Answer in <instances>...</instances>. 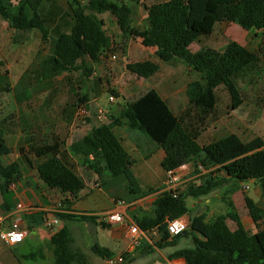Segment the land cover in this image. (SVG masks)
Returning <instances> with one entry per match:
<instances>
[{"label":"trees","instance_id":"obj_1","mask_svg":"<svg viewBox=\"0 0 264 264\" xmlns=\"http://www.w3.org/2000/svg\"><path fill=\"white\" fill-rule=\"evenodd\" d=\"M47 2H50L48 8ZM72 7L71 4L72 12H63L53 0H0V18L12 29L17 32L38 30L44 41L51 39L50 53L38 64L35 72L43 80L65 72H92L91 65L108 51L105 23L95 16V13L106 12L116 17L124 36L140 38L144 47L155 48L151 58L128 63V72L148 79L159 72L162 64L182 59L201 79L188 83V104L178 116L157 90L150 89L124 107L118 117L112 116L109 123L99 125L73 142L70 151L98 176L103 188H118L117 180L126 181L124 187L133 194L131 199H137L146 193L142 192L132 172V158L114 128L125 124L132 130L145 133L165 151L162 167L166 172L190 163L199 171H208L200 183H190L186 192L177 191L176 197L174 191H164L153 202L151 215L135 218L142 230L157 229L159 241L156 246L162 248L182 237L193 236V247L179 250L171 258L181 257L186 264H264V228L249 233L235 212L219 215L212 221H207L203 214L191 216L188 229L174 237L167 228L169 221L189 213L187 197L201 198L223 186L226 179L218 177V173L236 182L254 180L264 196L263 138L256 136L246 141L240 135L230 133L201 142L218 105L217 90L223 87L231 99V108L239 109L244 103L239 80L258 62L259 54L236 41H230L218 57L190 50L202 35L212 34L217 23H234L247 31L264 30V0H164L145 7L147 26L142 30L132 26L133 8L122 0H87V4L78 9ZM85 11L92 13L84 14ZM49 25H53L52 38ZM95 82L98 84L100 80ZM102 91L96 88L95 97ZM89 101L87 94L79 98L81 105ZM59 149L58 143H46L31 145L28 153L24 148L20 152L30 165L28 154L44 160L37 173L48 187L63 194H73L83 189L85 182L61 161ZM12 151L0 124V194L5 203L10 187L21 176L20 163L13 162L9 166L2 163V158ZM105 175L111 179L105 181ZM246 201L253 220L260 222L263 209L250 197ZM58 216L63 219L75 217L69 214ZM79 218L94 222L98 217ZM227 218L237 223L235 231L227 226ZM99 225L107 227L104 222ZM93 249L101 256L111 257L107 249L97 244ZM80 257L78 253L65 250L56 264H84Z\"/></svg>","mask_w":264,"mask_h":264},{"label":"rangeland","instance_id":"obj_2","mask_svg":"<svg viewBox=\"0 0 264 264\" xmlns=\"http://www.w3.org/2000/svg\"><path fill=\"white\" fill-rule=\"evenodd\" d=\"M122 1L133 8L132 26L142 30L147 26L145 7L164 0ZM53 2L63 12L64 10L72 12L71 4L73 9L87 4V0H53ZM46 6L48 8L50 2H47ZM90 13L92 12H84V14ZM95 16L105 23L108 51L98 62L91 65L92 72L85 73L89 76L82 71H75L65 72L48 80L38 77L35 72L38 64L50 53L51 39L44 41L38 30L17 32L0 18V116H3V108L9 109V115L12 116L11 129L28 126L30 120L27 118H31L34 122L37 120L39 123L33 139L36 145L43 141L40 137L44 130L51 127L56 131L59 130L67 139L70 122L80 109L87 112L85 118L93 121L100 117L104 124L108 123L112 116L115 114L118 116L124 107L152 86L161 93L160 87H162L167 102L174 110L180 112L188 103L186 94L188 83L201 79V76L182 59H174L162 64L159 72L149 79L131 74L127 71L126 65L151 58L155 48L144 47L140 38L124 36L114 15L106 12L95 13ZM52 27L53 25H49L50 38L54 36ZM230 41L240 42L251 51L257 52L259 60L239 80V88L244 100L239 109L231 108V99L223 87L217 90L218 105L210 119L209 128L202 135L201 142L223 137L229 133H236L246 141L256 136L264 139V30L247 31L234 23H217L214 32L202 35L191 46V51L206 52L218 57ZM97 79L100 80L99 85L95 82ZM96 88L103 90L97 98ZM84 94L89 95L90 102L81 106L79 98ZM118 108L122 110L118 111ZM40 111L41 113H38ZM82 120L83 118H80L79 122ZM142 134L147 136L145 133ZM140 143L142 151L145 152L148 147L147 142L141 139ZM207 173L206 170L199 171L193 163L184 165L181 170L182 183L179 192H186L190 183H200ZM110 179L109 177L108 180ZM116 182L120 185L118 189L106 186L105 193L111 198H119L126 203L132 202L133 194L124 187L126 181ZM186 203L189 212L196 215L200 209L198 199L187 197ZM213 204L219 206L218 214L227 210L225 203L219 199ZM150 206L151 210L148 213L139 212L140 218L152 214V205ZM130 214L137 217L134 212ZM186 243H191V237L182 238L177 245L163 252L191 246H187ZM151 258L153 261L149 264H165L155 255ZM40 260L42 259L39 258L38 262H43ZM146 260V257H140L138 263H145Z\"/></svg>","mask_w":264,"mask_h":264},{"label":"crops","instance_id":"obj_3","mask_svg":"<svg viewBox=\"0 0 264 264\" xmlns=\"http://www.w3.org/2000/svg\"><path fill=\"white\" fill-rule=\"evenodd\" d=\"M160 88L162 93L156 87H149V89L157 90L167 102L163 89L162 87ZM167 104L172 112L178 116L188 103L180 112L174 110L168 102ZM80 110L75 113L73 120L70 122V131L67 139L63 136V133L51 127L44 130L43 135L40 137L43 141L37 143V145L46 143L60 144L59 158L61 161L69 165L83 178L85 182L83 189L73 194H63L59 190L48 187L38 177L37 168L44 161L43 159H38L33 154H28V159L31 161L30 165L20 152L24 148V152L28 153L30 146L35 143L33 139H35V132L39 122L37 120L34 122L31 118H27V120H30L28 126L11 129L12 121L10 117L12 116L9 115L8 108H3L0 124H2L5 139L13 151L2 158V163L4 166H9L13 162L22 164H20L21 176L10 187L7 203L4 202L3 196L0 194V214L5 218L4 223L0 226V231L7 229L10 223L20 216L22 218L21 228L25 231V239L22 243L14 246H9L0 239V264H56L57 258L65 250L80 254V258L84 263L105 264L104 260L107 257L97 254L93 249L96 244L107 249L111 256H124V264H139L138 260L140 257L147 258L146 262L142 264H149L153 261V258H151L153 255L159 257L165 264H186L181 257L171 258L174 253L182 249L175 248L173 251H163L177 245L182 238L189 237H191V243L186 244L187 246L191 245L189 247H193V236L182 237L173 244H166V246L159 248L156 246L159 241L157 229L144 231L139 227L144 231V235L140 245L132 247L128 228L121 225H111L106 221L108 214L120 211L125 214L129 222L137 224L135 218H140L139 212L148 213L151 210L150 205L153 204L156 198L164 191L170 190L167 186V172L162 167V161L166 156L165 151L153 142L150 137L147 138L148 135L145 136L142 134L143 132H137L139 130H132L125 124L115 127L114 133L130 154L133 161L132 172L141 186L142 192L146 193V195L133 199L130 203L118 198H111L105 193V189L102 187L103 183L98 176L83 166L81 159L70 151V145L73 142L85 137L94 128L104 124L103 119L100 117L98 120L95 118L93 121L85 118L87 116L81 115ZM121 110L122 108H118V111ZM38 113H41V111ZM115 116L117 115L115 114ZM80 118H83L82 122H79ZM106 119L109 120L107 117ZM141 139L148 144L145 152L142 151ZM216 175L224 177L226 182L223 186L207 195L197 198L200 209L196 215L203 214L207 221H212L219 215L235 212L249 233L254 234L264 228V196L255 181L236 182L222 173ZM108 179L109 176L105 175L104 180L108 181ZM113 188L118 189L117 186H113ZM149 189H153V191L148 192ZM247 197H250L263 209V219L260 222L253 220L247 206ZM217 199L227 206V210L221 211L222 213L219 214L217 212L219 206L213 204ZM19 205L22 207L19 208ZM131 212H134L137 217H133L130 214ZM58 214H69L75 217L63 219ZM81 216H96L98 218L94 222H88L80 219L79 217ZM191 216L194 215L190 212L185 215L188 219ZM47 220H58V223L52 227H47ZM102 222L107 227H101L99 224ZM226 224L231 231H235L238 227L237 223L230 218L226 219ZM38 257L43 262H38Z\"/></svg>","mask_w":264,"mask_h":264},{"label":"built area","instance_id":"obj_4","mask_svg":"<svg viewBox=\"0 0 264 264\" xmlns=\"http://www.w3.org/2000/svg\"><path fill=\"white\" fill-rule=\"evenodd\" d=\"M81 115H86L87 112L82 109L80 110ZM183 166L174 170L167 172L168 180L167 186L169 191H174V197L177 195L178 188L182 183L181 170ZM19 208L22 206L19 205ZM5 218L0 214V226L4 223ZM107 223L111 225H121L128 228L129 238L132 247H137L140 245L144 231H142L139 226L133 222H129L128 218L123 212L114 211L106 216ZM22 218L20 216L16 217L14 221L10 223V226L0 231V239L9 246H14L16 244L22 243L25 239V231L21 228ZM58 220H47V227H52L56 225ZM189 219L184 217L169 221L167 224L168 231L171 236H178L183 234L188 229ZM105 264H124L125 258L122 255L107 257L104 260ZM91 264V263H84Z\"/></svg>","mask_w":264,"mask_h":264}]
</instances>
